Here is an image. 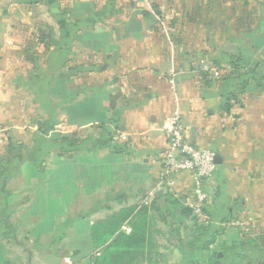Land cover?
Instances as JSON below:
<instances>
[{"label": "crops", "instance_id": "0c3cea01", "mask_svg": "<svg viewBox=\"0 0 264 264\" xmlns=\"http://www.w3.org/2000/svg\"><path fill=\"white\" fill-rule=\"evenodd\" d=\"M33 1L39 5H32ZM47 3L0 0V79L25 75L23 62L20 65L13 52L17 32L13 27L16 20L35 17L36 7L39 19L46 22ZM70 3L66 13L73 26L66 31L72 35L67 44L84 53L85 59H107V203L102 208H88L85 217L79 216V206L74 204L78 193L72 192L77 196L64 202L62 183L51 187L31 184L16 195L9 185L13 182L10 177L16 174L2 165L0 242L4 224L18 204L26 224L35 218L29 226L37 228L23 230L22 249L26 257L37 258L38 264H65L66 257L72 264H264V212L256 213L260 210L252 208L256 197L242 198L264 193V187L251 191V184L230 191L222 185V177L214 174L215 197L207 207L210 223L199 225L184 207L190 184L180 181L173 197L157 181L168 119L174 111L181 114L186 142L212 150L206 140L198 138L195 126L201 123L209 140L214 117L207 116V102L195 90L194 75L181 67L191 65L195 58L207 55L201 51L210 49L237 53L255 64L257 54H264V0H251V8L255 10L257 3L263 17L258 27L253 18L244 39L229 36L236 33L230 24L239 0ZM2 97L0 93V100ZM252 129L257 130V125L252 124ZM252 142L255 148L262 147L257 152H264V137ZM219 156L223 164V156ZM259 158L262 161L264 155ZM71 172L80 171L73 165ZM89 193H95L94 187ZM69 210H75L72 217ZM101 220L107 239L95 246ZM228 220L242 224L222 229L219 224ZM9 230L8 235L14 234ZM11 238L16 243L15 236ZM10 252L7 257H11Z\"/></svg>", "mask_w": 264, "mask_h": 264}, {"label": "rangeland", "instance_id": "374dc122", "mask_svg": "<svg viewBox=\"0 0 264 264\" xmlns=\"http://www.w3.org/2000/svg\"><path fill=\"white\" fill-rule=\"evenodd\" d=\"M36 4L39 1H33L32 5ZM251 4V0H239L235 20L230 24L236 33L229 36L244 39L253 18L255 27L259 26L263 16L258 4L255 10ZM47 5L46 22H41L36 7L35 17L16 20L13 27L17 30L13 52L19 64L23 62L25 75L0 79V105H5L0 106V156L8 161L0 157V168L5 165L16 174L9 184L15 194L31 184L51 187L62 183L63 201L68 202L77 196L72 193L76 191L77 213L85 217L88 208H102L107 203V59H85L84 53L67 44L72 35L66 31L73 26L66 13L70 0H48ZM60 39L63 43L56 44ZM201 52L207 55L181 67L194 75L195 90L207 102L209 115H205L215 121L209 140L201 123L195 126L197 136L209 143L213 153L223 156V164L215 173L222 177L223 186L230 191L251 184V191L253 187L263 188L264 159L261 161L259 156L264 152H257L262 147L256 143L255 148L252 142L264 137L263 51L257 54L255 64L237 53L216 49ZM252 124L258 129L253 130ZM73 165L79 173L71 172ZM93 166L96 171H89ZM58 169L62 172L57 173ZM92 187L94 194L89 193ZM253 197L252 208L260 210L256 213L264 212V193L242 196L247 200ZM21 204L26 207V203ZM68 213L72 217L75 210ZM23 214L17 204L4 224L0 264H38L37 258L26 257L22 249L23 230L37 228L29 226L35 218H29L26 224ZM9 228L16 243L8 235ZM96 228L98 240L93 243L100 246L107 239V228L102 220ZM9 252L11 257L6 256Z\"/></svg>", "mask_w": 264, "mask_h": 264}, {"label": "built area", "instance_id": "2783aa9c", "mask_svg": "<svg viewBox=\"0 0 264 264\" xmlns=\"http://www.w3.org/2000/svg\"><path fill=\"white\" fill-rule=\"evenodd\" d=\"M168 122L166 149L161 156L158 185L176 197L180 181L188 182L191 190L184 201V207L189 208L194 222L208 225L210 216L207 207L215 197V184L212 180L216 171L215 154L186 142L179 112L174 111ZM241 224L239 221L228 220L219 226L229 229ZM64 263L72 264L68 257Z\"/></svg>", "mask_w": 264, "mask_h": 264}, {"label": "water", "instance_id": "95a60500", "mask_svg": "<svg viewBox=\"0 0 264 264\" xmlns=\"http://www.w3.org/2000/svg\"><path fill=\"white\" fill-rule=\"evenodd\" d=\"M214 163H215L216 166L221 164V158H220L219 155H215L214 156Z\"/></svg>", "mask_w": 264, "mask_h": 264}, {"label": "trees", "instance_id": "16d2710c", "mask_svg": "<svg viewBox=\"0 0 264 264\" xmlns=\"http://www.w3.org/2000/svg\"><path fill=\"white\" fill-rule=\"evenodd\" d=\"M228 109V108H227Z\"/></svg>", "mask_w": 264, "mask_h": 264}]
</instances>
